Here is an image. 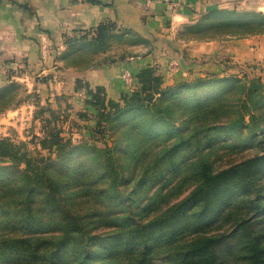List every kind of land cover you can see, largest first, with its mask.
<instances>
[{
    "label": "trees",
    "instance_id": "trees-1",
    "mask_svg": "<svg viewBox=\"0 0 264 264\" xmlns=\"http://www.w3.org/2000/svg\"><path fill=\"white\" fill-rule=\"evenodd\" d=\"M182 33L188 41L263 35L264 14L215 10ZM133 35L150 44L113 23L66 35L62 68L123 60L132 53L101 54ZM160 83L153 77L120 108L109 109L100 91L88 102L100 137L123 126L119 166L110 156L91 171L86 149L96 147H74L60 132L45 142L57 153L74 148L47 164L0 140V158L13 162L1 169L14 170L0 178V264H264V85L217 75Z\"/></svg>",
    "mask_w": 264,
    "mask_h": 264
},
{
    "label": "crops",
    "instance_id": "crops-1",
    "mask_svg": "<svg viewBox=\"0 0 264 264\" xmlns=\"http://www.w3.org/2000/svg\"><path fill=\"white\" fill-rule=\"evenodd\" d=\"M98 1L92 4L86 0H0V90L20 82L23 87L35 83L33 90L40 92L45 88L48 96L54 92L63 94L71 115L92 114L95 121L87 128L93 126L94 129L97 110L88 103L93 95L100 91L109 109L133 102L135 95L153 79L158 59L151 53L86 71L62 68L67 33L113 23L152 41L158 31L169 28L172 19L187 25L201 11L218 9L220 1L251 3V0H180L184 8L173 12L167 6L171 0ZM255 2L256 12L264 14V0ZM127 72L134 77V86L123 78ZM30 105L33 103L23 102L13 109L7 123L18 118Z\"/></svg>",
    "mask_w": 264,
    "mask_h": 264
},
{
    "label": "rangeland",
    "instance_id": "rangeland-1",
    "mask_svg": "<svg viewBox=\"0 0 264 264\" xmlns=\"http://www.w3.org/2000/svg\"><path fill=\"white\" fill-rule=\"evenodd\" d=\"M255 1L257 0H251L250 4H245L244 2L227 3L220 1L217 3L218 6H216V8L218 7V9L216 10L223 12L236 9L237 11L248 14L258 11L257 2ZM167 6L173 12L177 11L179 7L182 9L184 8V4H181L180 0H171L167 3ZM211 11L212 10L201 11L196 15V18L187 25L197 23ZM215 17L226 18L228 15L219 14ZM181 23H183V21L172 19L169 28L158 31V34L154 36V40H150L149 45L143 41H138L134 35L132 41L128 39L111 41V45L108 47L109 50L102 52L101 55L102 57L107 55L106 57H110L111 59L115 57L122 58L124 54L130 52L132 54L128 57H131V55L133 57H138L142 56L144 53H148L151 51L150 49H153L152 53L158 59L154 66L156 68L154 79H162V84L160 83L158 89H163L183 81L192 82L208 75L212 77L214 75L220 77L232 76L247 82L255 80L260 81L264 85V34L246 37H241L239 35H219L222 37L210 41H188L193 35L183 34L182 30L184 25L186 26V23L184 25ZM117 28L122 30V27L119 25H117ZM78 32L83 31H73L67 33V35H75V33ZM117 32L121 33L122 31ZM64 41H66V37H64ZM163 72H165L166 76ZM165 77H168V81ZM33 86H35V83H28V85L26 84V86L23 87L19 82L13 83L7 88H2L0 90V96L5 92L11 94L8 96V99H6L8 102L0 100V140H10L18 146V150L21 154L27 152L30 155L29 157L40 160L41 163L45 164L49 161H57L60 154L66 153L74 147L83 145L84 143L88 145L89 148L96 147V149H86V153L89 156V169L91 171L98 173V169L105 167L104 161L110 156H113L116 166L121 165V162L116 158L123 155L121 151L125 149L129 142V139H127L123 142L122 146L115 147V145L118 144L117 139L120 135L119 131L123 127L122 124L121 126L115 124V126L111 128L108 127L109 130L106 131L104 136L100 137L94 132L95 128L93 129V126L87 128V125L91 124L90 122L95 121L92 119V114L88 112H82L80 114V112H77V114L71 115L67 106L65 107V103L67 102L63 94L54 92L55 96L50 94L48 96L47 90H44L45 88L37 92L36 89L33 90ZM52 97L53 101H50ZM15 102H32L33 105H30L31 107L29 106L26 110L20 112V114L17 115L19 119L12 118L9 124L7 123L8 114H10L13 109L17 108L16 106H18L19 103H16L12 108L5 111H2V109ZM234 104H239V102L235 101ZM257 108H259V105L255 107V109ZM178 116L179 114H177L175 118ZM124 119H127V117ZM248 120L249 116L247 115L246 121ZM57 132H60V136L63 140L70 139L73 142L72 145L76 146L71 148L68 147L69 149L66 148L61 153L55 152L56 147H51L49 143L45 142V139L48 140L49 135L52 137V134ZM98 150L103 152L102 158L99 157L97 153L99 152ZM237 152L240 153V151ZM244 155L245 153L241 152L236 155L235 158ZM0 159H4L0 160V169L13 164L7 157ZM230 160H232V157L227 158L226 162ZM227 164H225V167ZM63 165V163H60L56 167L63 169ZM20 166L25 168V162L20 164ZM12 170L13 168H11L10 171L1 169V180L3 179L2 177L10 175Z\"/></svg>",
    "mask_w": 264,
    "mask_h": 264
},
{
    "label": "built area",
    "instance_id": "built-area-1",
    "mask_svg": "<svg viewBox=\"0 0 264 264\" xmlns=\"http://www.w3.org/2000/svg\"><path fill=\"white\" fill-rule=\"evenodd\" d=\"M123 78L125 79L126 82L129 83V85H133L134 86V77L131 76V74L129 72L125 73L123 75Z\"/></svg>",
    "mask_w": 264,
    "mask_h": 264
}]
</instances>
